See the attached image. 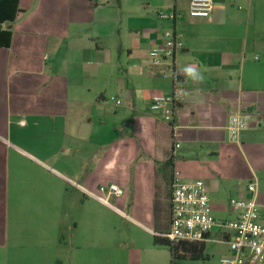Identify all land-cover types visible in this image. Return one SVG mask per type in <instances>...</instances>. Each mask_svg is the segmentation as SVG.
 Wrapping results in <instances>:
<instances>
[{
    "label": "crops",
    "instance_id": "obj_1",
    "mask_svg": "<svg viewBox=\"0 0 264 264\" xmlns=\"http://www.w3.org/2000/svg\"><path fill=\"white\" fill-rule=\"evenodd\" d=\"M164 30L181 46L152 64ZM174 89L167 124L149 101ZM243 111L249 126L229 142ZM168 158L205 183L216 219L234 217L212 213L225 162L264 204V0H213L207 20L186 0H0V264H169L153 245ZM109 185L122 194L98 193ZM221 239L214 229L205 249L226 255Z\"/></svg>",
    "mask_w": 264,
    "mask_h": 264
},
{
    "label": "built area",
    "instance_id": "obj_2",
    "mask_svg": "<svg viewBox=\"0 0 264 264\" xmlns=\"http://www.w3.org/2000/svg\"><path fill=\"white\" fill-rule=\"evenodd\" d=\"M190 18L209 19L213 0H186ZM164 20L175 18L173 12L159 15ZM160 43L148 52L149 61L157 64L172 57L175 48L181 46L171 31L158 34ZM182 97L178 89L167 95H154L149 101V110L160 115L167 124H172L176 102ZM251 113L235 112L228 117L225 127L227 139L239 140L251 121ZM173 126V125H172ZM176 137V135H172ZM178 148L179 144L175 143ZM248 197H231L227 201L233 219L220 220L211 214L206 185L202 180H185L178 171H173L170 184V220L168 230L159 236L171 244L180 242H206L214 229L221 233L228 253L220 257L219 264H261L264 262V204L257 201V188L252 182L246 185ZM98 193L120 196L115 185L100 186ZM92 196V195H91ZM100 201L104 199L92 196ZM214 243L218 241H212Z\"/></svg>",
    "mask_w": 264,
    "mask_h": 264
},
{
    "label": "rangeland",
    "instance_id": "obj_3",
    "mask_svg": "<svg viewBox=\"0 0 264 264\" xmlns=\"http://www.w3.org/2000/svg\"><path fill=\"white\" fill-rule=\"evenodd\" d=\"M118 26V25H117ZM168 31V30H167ZM43 55H49L48 54V50H46V48H42L40 50V57H42ZM43 64V63H42ZM44 64H47V62H44ZM177 152H180V150H178ZM233 166V163H227L225 162V165L223 167V171L222 173H224L225 175H223V177L220 179L221 180V190H222V197L220 202H215L212 199V206H213V211L212 213L216 216H222V217H228L230 216L229 213V209L227 206V201L229 198L234 197V195H232V191H230L232 186H238V188L243 189L246 187V183L248 182V180L250 178L248 177H239L238 176V172H239V168L237 170L235 169H231L229 167ZM241 173L243 174V169L241 170ZM255 184V183H254ZM261 189H264V184H260L259 185ZM168 193V192H167ZM166 193V189L165 187H163V193H162V197L160 199V206H161V213H160V223L161 225L166 229V225H167V219H168V204H169V200H168V195ZM215 204H220L221 207L217 208L214 205ZM224 209V211H223ZM223 247V246H221ZM220 247L219 245H215L213 243H209L206 245V249H205V254L207 255L208 259L207 260H203V261H199L200 264H219V260H220ZM170 258V256H169ZM182 261H178L177 264H187V263H180ZM198 262V261H197ZM170 264V262H169Z\"/></svg>",
    "mask_w": 264,
    "mask_h": 264
},
{
    "label": "trees",
    "instance_id": "obj_4",
    "mask_svg": "<svg viewBox=\"0 0 264 264\" xmlns=\"http://www.w3.org/2000/svg\"><path fill=\"white\" fill-rule=\"evenodd\" d=\"M157 173L159 172L162 175L164 181V187L166 189V193L168 195L169 200V210H168V225L170 220V184L171 177L173 174V162L172 158H168L164 162H159L155 167ZM159 201L155 200L154 203V216L158 221L160 220L161 209L159 208ZM160 234L165 233L168 229H165L163 226L160 229H157ZM154 246L166 247L169 251L170 255V264H177L178 261H203L207 260L208 257L205 254V243L204 242H180L176 244L169 243L166 239L162 237H154L153 238Z\"/></svg>",
    "mask_w": 264,
    "mask_h": 264
}]
</instances>
